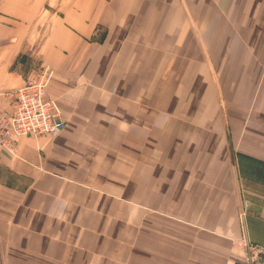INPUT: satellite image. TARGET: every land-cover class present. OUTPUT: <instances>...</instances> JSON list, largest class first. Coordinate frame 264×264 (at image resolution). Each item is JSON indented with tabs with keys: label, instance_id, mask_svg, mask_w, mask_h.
Returning <instances> with one entry per match:
<instances>
[{
	"label": "crops",
	"instance_id": "obj_1",
	"mask_svg": "<svg viewBox=\"0 0 264 264\" xmlns=\"http://www.w3.org/2000/svg\"><path fill=\"white\" fill-rule=\"evenodd\" d=\"M41 61L65 127L0 149V264H237L241 233L264 248V190L245 185L241 231L250 179L228 139L264 171V0H0V93ZM215 79L219 122L201 97ZM153 205L165 238L168 224L186 237L141 244ZM105 214H125L127 235Z\"/></svg>",
	"mask_w": 264,
	"mask_h": 264
},
{
	"label": "built area",
	"instance_id": "obj_2",
	"mask_svg": "<svg viewBox=\"0 0 264 264\" xmlns=\"http://www.w3.org/2000/svg\"><path fill=\"white\" fill-rule=\"evenodd\" d=\"M51 76L49 67L39 64L28 73L20 87L0 93L1 150L15 155L20 138L54 136L64 128L58 103L47 95ZM258 253L252 249L238 264H255Z\"/></svg>",
	"mask_w": 264,
	"mask_h": 264
},
{
	"label": "rangeland",
	"instance_id": "obj_3",
	"mask_svg": "<svg viewBox=\"0 0 264 264\" xmlns=\"http://www.w3.org/2000/svg\"><path fill=\"white\" fill-rule=\"evenodd\" d=\"M40 64L46 65L42 61ZM46 66L49 67L48 65H46ZM49 69H50V67H49ZM52 76H53V74H52ZM52 76H51V80H52ZM51 80H50V83H51ZM50 83H49V85H50ZM218 84H219L218 81L215 79V83L213 80L212 87H210V86L202 87L201 86V97H202V95H211V96L215 97V100L213 103L214 104L213 110H215V112H216L217 122H219V120L222 121L221 116L223 115L224 108H225L223 86H219ZM49 85H48V88H49ZM48 88H47V90H48ZM153 92H154V87H153ZM161 93H163V92H161ZM52 99H54V98H52ZM56 102L58 103L57 100H56ZM200 108H201V112H202V110H207L206 103L202 102V100L200 102ZM59 133H57L54 136H44V137H38V138L50 140V139L55 138ZM228 139L231 140V145L229 148L230 157H232V159L235 160V161L231 160L230 169L233 171V173H236L237 175H242L245 172L246 175L248 176V178L250 179V181L247 182V184L246 183H239V185H238V192H239L241 199L247 201L246 203L243 204V202L240 199L241 207H240L238 215H236L238 221H240L239 225H240L241 231H242V229L244 230V228H245V220H246V218L243 216V213L245 214V216L250 214L249 212L251 211V209H255L253 207H255V205H256V202L254 200H252L250 198L249 199L245 198L244 192H245V190H247L245 188V185H247L250 190H256V191L264 190V187H257L259 184V181H258L259 178L256 177V174H259V175L261 174L260 175L261 177H262V175L264 176V171H262V169H259V168L257 169L255 167V165L253 166L252 164H250V165L242 164L241 165L240 162H238L240 157H241L239 155L240 154L239 149H237L236 146H233V143H234L233 138L231 139L229 137ZM168 148H169V146H168ZM161 151H162L161 147L153 149V161L155 159L157 161L159 160V157L161 155ZM241 162H243V161H241ZM243 166H245L244 170H243ZM225 172H228V169H226ZM140 216H142V214ZM151 216H152V219L150 220V223L147 222L150 224V225L148 224L147 229H144L145 228L144 224H145V221L147 220V218L143 217L141 219H137V221H136V223H137L136 234H137V237L140 238L139 241L141 242V244L143 243V238H148L149 240L153 241V244L155 242L156 243L165 242V243L171 244L176 240V238L186 237V230L185 229H183V228L176 229L174 226L168 224L167 238H165V236H163L161 234L160 224L164 223L166 225V219L164 217L159 216L158 208H156L154 205L152 206V215ZM137 217H138V214H137ZM246 217H248V216H246ZM144 219H145V221H144ZM170 221L171 220H168V222H170ZM103 225H104L105 233H109V232L117 233L118 232L117 228L120 227L121 229H120L119 237L121 238L122 236L127 235L126 228H123V226H127V218H126L125 214H117V215L105 214ZM242 241L245 242L247 245L242 244L243 243ZM234 247L240 248L244 251L243 260L245 259V257L247 255H249V253L252 251V249H253V252L254 251H257V253L259 252L258 257H257L258 260L255 261V264H258L264 256L263 246L258 245L257 243H254L252 241H248L246 236H245V233H241V235L236 240V242H234ZM141 248H142V245H141ZM250 248H252V249L250 250ZM242 261H240V262H242ZM240 262H237V264Z\"/></svg>",
	"mask_w": 264,
	"mask_h": 264
}]
</instances>
